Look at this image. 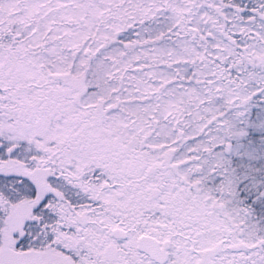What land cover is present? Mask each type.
<instances>
[{
  "label": "snow or ice",
  "instance_id": "obj_1",
  "mask_svg": "<svg viewBox=\"0 0 264 264\" xmlns=\"http://www.w3.org/2000/svg\"><path fill=\"white\" fill-rule=\"evenodd\" d=\"M0 264H264V0H0Z\"/></svg>",
  "mask_w": 264,
  "mask_h": 264
}]
</instances>
